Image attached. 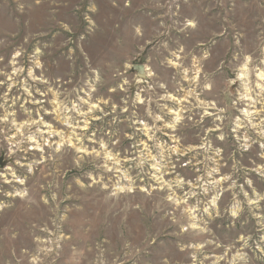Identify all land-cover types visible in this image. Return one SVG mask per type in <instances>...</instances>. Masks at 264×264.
Returning a JSON list of instances; mask_svg holds the SVG:
<instances>
[{"label":"rangeland","instance_id":"374dc122","mask_svg":"<svg viewBox=\"0 0 264 264\" xmlns=\"http://www.w3.org/2000/svg\"><path fill=\"white\" fill-rule=\"evenodd\" d=\"M0 264H264V0H0Z\"/></svg>","mask_w":264,"mask_h":264},{"label":"water","instance_id":"95a60500","mask_svg":"<svg viewBox=\"0 0 264 264\" xmlns=\"http://www.w3.org/2000/svg\"><path fill=\"white\" fill-rule=\"evenodd\" d=\"M137 70H139L140 77H144V69H143V67H139V68H137Z\"/></svg>","mask_w":264,"mask_h":264}]
</instances>
